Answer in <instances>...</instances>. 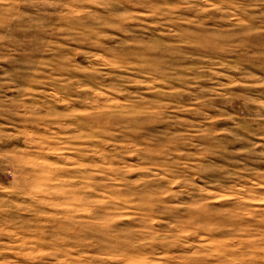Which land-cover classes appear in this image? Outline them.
Returning a JSON list of instances; mask_svg holds the SVG:
<instances>
[{"label": "rangeland", "instance_id": "374dc122", "mask_svg": "<svg viewBox=\"0 0 264 264\" xmlns=\"http://www.w3.org/2000/svg\"><path fill=\"white\" fill-rule=\"evenodd\" d=\"M0 264H264V0H0Z\"/></svg>", "mask_w": 264, "mask_h": 264}]
</instances>
